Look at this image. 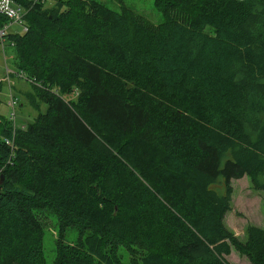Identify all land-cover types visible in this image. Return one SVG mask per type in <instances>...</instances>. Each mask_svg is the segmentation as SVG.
<instances>
[{"label":"trees","instance_id":"obj_1","mask_svg":"<svg viewBox=\"0 0 264 264\" xmlns=\"http://www.w3.org/2000/svg\"><path fill=\"white\" fill-rule=\"evenodd\" d=\"M152 5L156 26L97 0L28 3L2 36L46 109L0 117V264H45L47 214L50 264H264V228L241 241L223 218L242 177L264 211V0Z\"/></svg>","mask_w":264,"mask_h":264},{"label":"rangeland","instance_id":"obj_2","mask_svg":"<svg viewBox=\"0 0 264 264\" xmlns=\"http://www.w3.org/2000/svg\"><path fill=\"white\" fill-rule=\"evenodd\" d=\"M58 0H50L45 3L46 7H52ZM110 10L119 12L120 7L134 11L137 16L149 21L152 25H159L161 21L160 13L153 7L152 0H97ZM23 24V21H22ZM21 24V25H22ZM22 28L13 24L5 29L4 34L22 33ZM2 38V37H1ZM15 53L7 42L0 40V117L5 118L9 114L7 101L16 99L17 103L13 111L15 117V126L17 124H28L38 113H43L46 105L40 104V109L35 110L24 99V95L31 91L30 81L24 80V77L19 78L17 68L14 66ZM8 120V119H7ZM11 123L10 120H8ZM0 176H2L0 174ZM232 195L230 197L231 210L224 215V225L235 235L239 240H244V228L247 224H251L258 228H264V211L261 204L260 192L250 189L248 178L242 177L240 180L232 179L230 183ZM41 244L43 259L45 264H50L55 256L54 242L56 241V220L53 215H45ZM231 231V232H232ZM77 231L74 228L67 229L64 233L65 243H73L77 240ZM119 257L121 262H127V256L124 249L119 248ZM230 264H249L248 260L239 257L234 251L226 257Z\"/></svg>","mask_w":264,"mask_h":264},{"label":"built area","instance_id":"obj_3","mask_svg":"<svg viewBox=\"0 0 264 264\" xmlns=\"http://www.w3.org/2000/svg\"><path fill=\"white\" fill-rule=\"evenodd\" d=\"M24 4L18 3L16 0H0V14L4 16L5 19V24L0 26V40L1 37L4 34L5 29L8 27L12 26L13 24H17V26H20L23 30L25 31V28L21 25L22 24V19L26 15V10L24 9V5H30L32 4H39V3H47L49 0H23ZM2 41V40H1ZM19 77V74L17 75ZM17 100L10 99L7 101V107L9 108V114L7 116V119L10 120L12 124V129H15L17 126H15V117L13 111L15 110ZM8 147L11 148L12 144L8 141L5 142ZM12 150V148H11Z\"/></svg>","mask_w":264,"mask_h":264},{"label":"water","instance_id":"obj_4","mask_svg":"<svg viewBox=\"0 0 264 264\" xmlns=\"http://www.w3.org/2000/svg\"><path fill=\"white\" fill-rule=\"evenodd\" d=\"M2 178H3V177H2V176H0V181L2 180Z\"/></svg>","mask_w":264,"mask_h":264},{"label":"crops","instance_id":"obj_5","mask_svg":"<svg viewBox=\"0 0 264 264\" xmlns=\"http://www.w3.org/2000/svg\"><path fill=\"white\" fill-rule=\"evenodd\" d=\"M232 231V230H231ZM233 232V231H232Z\"/></svg>","mask_w":264,"mask_h":264}]
</instances>
